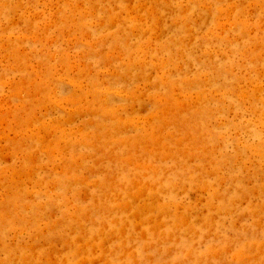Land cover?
I'll return each mask as SVG.
<instances>
[{"label": "rangeland", "instance_id": "374dc122", "mask_svg": "<svg viewBox=\"0 0 264 264\" xmlns=\"http://www.w3.org/2000/svg\"><path fill=\"white\" fill-rule=\"evenodd\" d=\"M0 264H264V0H0Z\"/></svg>", "mask_w": 264, "mask_h": 264}, {"label": "bare ground", "instance_id": "6f19581e", "mask_svg": "<svg viewBox=\"0 0 264 264\" xmlns=\"http://www.w3.org/2000/svg\"><path fill=\"white\" fill-rule=\"evenodd\" d=\"M29 6H30V5H29ZM134 18H135V17H134ZM154 38H155V37H154ZM147 46H148V45H147ZM206 52H207V51H206ZM27 56H28V55H27ZM151 59H152V58H151ZM128 61H129V60H128ZM17 62H18V61H17ZM32 64H33V63H32ZM155 66H156V65H155ZM161 67H162V65H161ZM161 67H160V68H161ZM57 70H58V69H57ZM37 74H38V73H37ZM170 88H171V87H170ZM94 89H95V87H94ZM179 89H180V88H179ZM99 90H100V89H99ZM170 90H171V89H170ZM100 91H102V90H100ZM107 91H108V90H107ZM115 91H116V90H115ZM29 92H30V91H29ZM127 95H128V94H127ZM92 96H93V95H92ZM92 96H91V97H92ZM93 97H94V96H93ZM40 98H41V97H40ZM164 101H166V100H164ZM164 101H163V102H164ZM166 103H167V102H166ZM168 103H169V102H168ZM179 106H180V105H179ZM169 107H170V106H169ZM159 111H160V110H159ZM156 114H157V113H156ZM157 115H158V114H157ZM12 118H13V117H12ZM203 118H204V117H203ZM13 122H14V121H13ZM15 123H16V122H15ZM68 132H69V131H68ZM26 135H27V134H26ZM89 135H90V134H89ZM82 137H83V136H82ZM84 138H86V137H84ZM84 138H83V139H84ZM76 141H77V140H76ZM19 163H20V162H19ZM66 167H67V166H66ZM7 170H8V169H7ZM208 170H209V169H208ZM65 175H66V174H65ZM56 185H57V184H56ZM53 188H54V187H53ZM10 189H11V188H10ZM34 190H35V189H34ZM193 193H194V192H193ZM46 195H48V194H46ZM23 205H24V204H23ZM188 208L190 209V207H188ZM21 217H22V216H21ZM179 217H180V216H179ZM16 221H17V220H16ZM15 225H16V224H15ZM18 228H19V227H18ZM45 240H46V239H45ZM31 246H32V245H31ZM31 246H30V247H31ZM33 249H34V248H33Z\"/></svg>", "mask_w": 264, "mask_h": 264}]
</instances>
